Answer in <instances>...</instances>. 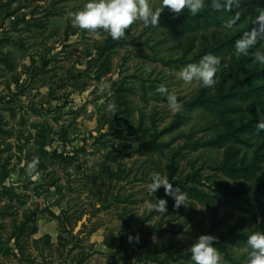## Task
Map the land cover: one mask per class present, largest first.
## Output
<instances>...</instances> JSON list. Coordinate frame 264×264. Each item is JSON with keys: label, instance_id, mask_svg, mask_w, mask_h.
Segmentation results:
<instances>
[{"label": "rangeland", "instance_id": "rangeland-1", "mask_svg": "<svg viewBox=\"0 0 264 264\" xmlns=\"http://www.w3.org/2000/svg\"><path fill=\"white\" fill-rule=\"evenodd\" d=\"M86 2L0 0V264H193L203 234L221 264H244L247 236L264 230V66L252 55L264 41L248 56L234 44L264 0L164 9L158 27L136 22L120 40L73 27ZM209 53L213 87L179 79ZM153 172L185 205L148 190ZM159 199L167 210L150 211Z\"/></svg>", "mask_w": 264, "mask_h": 264}, {"label": "clouds", "instance_id": "clouds-1", "mask_svg": "<svg viewBox=\"0 0 264 264\" xmlns=\"http://www.w3.org/2000/svg\"><path fill=\"white\" fill-rule=\"evenodd\" d=\"M240 0H210V8L216 12H230L234 7L239 8ZM209 0H161L160 6L153 8L150 0H88L82 10L69 13L72 18L73 27L87 30L90 33H96L103 30L111 36L113 40H120L126 35V30L136 22H142L145 26L158 27L159 18L164 9L170 10L175 14H181L182 10L196 16L199 15ZM240 18V12H237L234 19L225 22L226 29H232L236 21ZM253 27L246 31L239 39L235 41L234 48L236 54L248 56L249 50L257 45L259 41H264V9L259 10L253 17ZM264 44L252 53L254 63L264 66ZM221 60L214 54H205L197 63H190L184 66L179 72V79L190 84L193 81L200 82L202 87L210 88L216 83L215 76ZM149 70L150 69H146ZM107 87V86H105ZM103 90V89H102ZM157 92L166 96L171 110L178 112L180 105L175 94L168 92L163 85L157 89ZM115 104H110L109 109L115 111ZM258 131H264V120L258 122ZM151 182L148 190L156 193L163 187L165 193L171 196L176 208L185 205L186 195L179 188H173L165 175L160 172H153L150 177ZM167 200L159 199L155 203L148 205L150 211L157 213L164 212ZM133 238L130 236L131 242ZM137 242L139 237H136ZM217 237L203 234L192 244L189 251L193 264H221V253L214 246ZM246 244L251 249L244 260V264H264V230H257L246 238Z\"/></svg>", "mask_w": 264, "mask_h": 264}, {"label": "trees", "instance_id": "trees-1", "mask_svg": "<svg viewBox=\"0 0 264 264\" xmlns=\"http://www.w3.org/2000/svg\"><path fill=\"white\" fill-rule=\"evenodd\" d=\"M23 229H25V228L23 227ZM33 232H34V231H33ZM34 233H36V232H34ZM34 233H33V234H34ZM120 241H121V243H123V240H120Z\"/></svg>", "mask_w": 264, "mask_h": 264}]
</instances>
